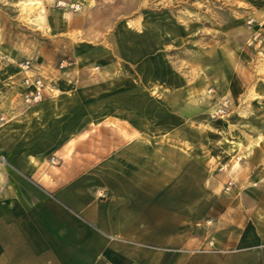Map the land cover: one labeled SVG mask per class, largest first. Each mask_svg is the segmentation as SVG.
<instances>
[{
    "label": "crops",
    "instance_id": "crops-1",
    "mask_svg": "<svg viewBox=\"0 0 264 264\" xmlns=\"http://www.w3.org/2000/svg\"><path fill=\"white\" fill-rule=\"evenodd\" d=\"M53 1L45 0L42 9L62 19H46L41 25L54 35L68 34L67 14L53 10ZM82 14L70 20L81 21ZM92 51L98 52V46L75 49L86 57ZM37 65L27 73L16 69L15 86L0 79V264H264L258 211H211L212 220L206 223L214 226L205 229L209 236L199 229L205 228L200 220L224 180L221 174L203 178L196 193H184V177L192 186V170L206 171L220 164L218 159H200L197 146L186 151L178 145L149 144L150 116L135 112L129 96L133 88L117 81L111 83L116 114L110 117L111 127L106 118L100 126L112 139L99 145L102 84L56 82L49 69ZM25 75L46 84L44 99L36 106L25 107L19 98ZM121 88L127 96L119 104ZM63 91L69 95L55 97ZM119 106L126 108L119 112ZM55 108H60L58 114ZM166 136V130L159 131L158 137ZM230 162L224 166L229 168ZM244 164L247 159H239L242 168ZM234 185L230 196L242 201L257 196L256 190L241 192ZM176 202L191 205L167 204Z\"/></svg>",
    "mask_w": 264,
    "mask_h": 264
},
{
    "label": "rangeland",
    "instance_id": "rangeland-1",
    "mask_svg": "<svg viewBox=\"0 0 264 264\" xmlns=\"http://www.w3.org/2000/svg\"><path fill=\"white\" fill-rule=\"evenodd\" d=\"M59 3L77 4L80 10ZM43 4L47 6L45 0H0V79L15 86L18 65L30 60L39 69H49L53 81L102 84L99 145L112 139L109 130L100 128L104 118L111 127L110 117L116 114L112 99L115 102L117 93L111 83H128L135 112L150 116L149 144L178 145L186 151L197 146L200 159L214 156L220 163L206 171L192 170V186L184 177V193H196L202 180L216 174L224 180L200 220L205 225L200 231L209 236L205 229L214 226L206 223L212 220L211 211L230 208L258 211L257 223L264 226V0H54L53 10L69 19L65 35H54L41 25L46 19H62L51 18ZM81 14V21L70 20ZM85 44L98 46V52L78 56L76 47ZM123 92L119 89V104L127 96ZM123 108L119 106V112ZM220 109L223 113L216 115ZM159 116L166 117L155 122ZM164 130L167 136L158 137ZM241 158L248 161L243 168ZM228 181L237 183L241 192L256 190L257 196L235 199L230 196L234 183L226 190ZM250 220L254 223L246 217Z\"/></svg>",
    "mask_w": 264,
    "mask_h": 264
},
{
    "label": "built area",
    "instance_id": "built-area-1",
    "mask_svg": "<svg viewBox=\"0 0 264 264\" xmlns=\"http://www.w3.org/2000/svg\"><path fill=\"white\" fill-rule=\"evenodd\" d=\"M61 7L70 8L74 12H78L80 10V6L77 4H65V3H59ZM18 68L21 72L27 73L32 68V63L30 60H25L21 62L18 65ZM22 86L24 88V91L22 93V100L23 103L26 106H36L40 104L44 99L46 84L43 79L38 77H33L29 75H25L22 79ZM213 92V90H210L209 93ZM223 110H219L217 114H222ZM232 186V182L228 181L226 190H229Z\"/></svg>",
    "mask_w": 264,
    "mask_h": 264
}]
</instances>
